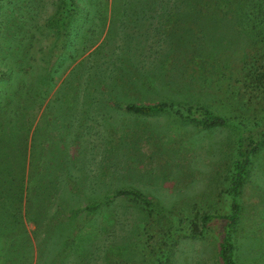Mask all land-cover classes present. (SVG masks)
<instances>
[{"label":"rangeland","instance_id":"374dc122","mask_svg":"<svg viewBox=\"0 0 264 264\" xmlns=\"http://www.w3.org/2000/svg\"><path fill=\"white\" fill-rule=\"evenodd\" d=\"M75 1L79 14L68 0H0V70L20 85L0 78V135L11 137L9 175L0 160V264H219V223L202 236L189 225L229 213L237 141L264 132V32L248 22L264 19V0ZM245 2L259 5L256 19ZM167 4L178 27L163 23ZM66 80L64 105L55 94ZM171 101L207 106L228 124L202 129L170 113L125 110ZM58 106L68 113L62 239L50 228L56 213L29 221L24 184L35 132L39 165L51 160ZM65 150L54 159L60 169ZM121 189L141 192L151 207L115 197ZM239 199L237 263L264 264V145L251 155Z\"/></svg>","mask_w":264,"mask_h":264},{"label":"trees","instance_id":"16d2710c","mask_svg":"<svg viewBox=\"0 0 264 264\" xmlns=\"http://www.w3.org/2000/svg\"><path fill=\"white\" fill-rule=\"evenodd\" d=\"M183 2L186 0H182ZM203 0H198L197 3L201 2ZM236 1V0H235ZM214 3H220L217 0H213ZM183 4V3H181ZM68 5L73 9L72 11H77L76 7V1L75 0H68ZM169 9H166L164 11V25L169 26L170 23L174 27H178L176 23L178 20L182 22L181 19H176L175 16H173V6L167 4L166 5ZM257 6L259 5H251L250 2H245L242 6V9L244 12L247 13V15L253 16L256 19V13ZM241 9V11H242ZM240 10V9H239ZM249 10V11H248ZM80 11H77L76 14H79ZM236 13V12H235ZM239 13V12H237ZM260 13V9H259ZM195 17V16H194ZM196 18V17H195ZM235 18L240 21V15L236 14ZM260 18V16L258 17ZM245 20V19H244ZM241 22L245 23L242 19ZM248 22L253 26L250 28L252 32L254 30L257 31L259 28L262 29V32H264V19L258 20V22L253 20H248ZM192 24V23H191ZM185 27L186 25L183 24ZM246 25V24H245ZM195 31L193 28H189L188 31ZM187 31V28H185V32ZM182 33H184L182 29ZM5 78V81L12 85L11 83H14L13 86H20L17 82L18 79L14 77H10V74L6 75V73H3V71L0 70V78ZM24 86V85H22ZM23 89V88H22ZM55 98H57L58 101H60L61 104L68 103V80L65 81L64 85L58 90V92L55 94ZM51 101V100H50ZM49 101V102H50ZM55 107V105H52ZM50 107V106H49ZM60 106L57 107L58 112L54 113V126L53 131L55 133L53 134V139H51L50 142L47 143L46 151L45 153L51 156V160H48L45 162V167L40 164V155L43 153V150L41 148V144L43 142L41 141L40 136L37 135L35 132V135H32L31 139V151H32V158L34 163H30V174L26 178V181L24 184H26V209L25 213L29 216V221L32 223H35L36 225H40V223L45 222L48 219H42L40 216L42 214H48V218L51 215L52 212L56 213L55 217H52L50 219V228L53 229H60L59 237L62 239L65 235V233L68 231V217L65 215H61L62 212L68 213V147L67 142L68 140V133L64 132L63 130L68 131V113H65V109L67 107H63L64 113H60ZM125 110L133 115L138 116H151L155 114H161V113H170L172 115H176L179 117L180 120L184 121L185 123H191L194 124V126L202 128V129H211L216 127L225 126L228 124V120L216 115L211 111L207 106L199 105L198 103H191L188 105H182L181 102H156V103H128L125 106ZM63 119V120H62ZM2 131V130H1ZM3 132V131H2ZM2 136L4 139L0 138V160L2 165V171L5 172L4 174L9 175L10 169L9 165L7 166V156L8 154L4 153V147L7 143L6 140L10 141L9 135L7 136L4 132L2 133ZM59 139V140H58ZM50 143V144H49ZM264 145V132L260 135L258 139L247 135L242 134L241 137H239L237 141V158L233 162L231 171L229 173L228 177V193L230 194L232 198L230 211L226 215H203L201 217V222L199 226L196 222L191 221L190 223V234L192 236H202L203 235V229L207 228L210 221H217L219 223V239L217 241V258L219 261V264H238L237 263V248L236 244L233 238V228L236 225L239 215L241 213V203L239 196L241 194V191L243 189L244 183H245V177L248 174L249 170V164H250V158L251 155L254 154L256 151L259 150V148ZM54 148V149H50ZM64 150L66 149V155H65V163L63 164L62 168L60 169L58 165H61V163L56 162L55 156L57 154L58 150ZM45 150V149H44ZM63 152V151H61ZM64 153V152H63ZM64 161V159L60 160ZM43 162V161H42ZM4 166V168H3ZM45 168V171L43 170ZM40 169L43 170V176L40 178H35L37 174V171ZM49 169V172L48 170ZM48 173V174H45ZM21 188V186H20ZM105 188V186H104ZM21 190V189H20ZM64 192V194H60L58 192ZM111 191V190H109ZM108 191V192H109ZM115 197H123L128 198L129 200H134L140 202L143 206L146 208L151 207V203L147 199L145 195H143L141 192L136 191L134 189H121L115 192ZM97 198H93L92 202L93 205L97 203ZM112 200V199H111ZM100 204V201H98V206ZM92 205V206H93ZM59 210V211H58ZM58 212V213H57ZM49 228V227H48ZM68 233V232H67ZM60 241V240H59Z\"/></svg>","mask_w":264,"mask_h":264}]
</instances>
